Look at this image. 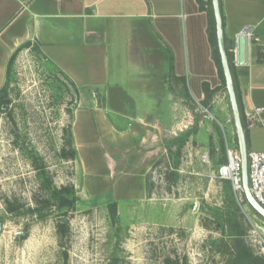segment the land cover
<instances>
[{
    "label": "rangeland",
    "instance_id": "obj_1",
    "mask_svg": "<svg viewBox=\"0 0 264 264\" xmlns=\"http://www.w3.org/2000/svg\"><path fill=\"white\" fill-rule=\"evenodd\" d=\"M4 88L0 264H264V218L215 176L225 137L237 144L225 90L206 107L213 117L183 91L171 90L175 128L145 176L146 196L117 202L112 216L110 195L84 196L77 158L70 156L73 112L93 95L101 103V92L76 87L35 42L16 52ZM256 129L247 148L264 150V134ZM180 135L186 141L176 154L172 140ZM204 152L208 162L201 161ZM64 186L77 200L60 206L53 193ZM7 203L17 208L9 211Z\"/></svg>",
    "mask_w": 264,
    "mask_h": 264
},
{
    "label": "crops",
    "instance_id": "obj_2",
    "mask_svg": "<svg viewBox=\"0 0 264 264\" xmlns=\"http://www.w3.org/2000/svg\"><path fill=\"white\" fill-rule=\"evenodd\" d=\"M219 3L229 49L236 52V37L248 27V64L234 63L243 109L264 106V0ZM27 41L76 87L101 92V103L93 95L72 115L86 198L144 199L145 176L166 151V132L175 128L171 90L200 104L204 82L222 84L208 13L197 0H0V89L10 56ZM252 128L264 134V112L246 127L249 143Z\"/></svg>",
    "mask_w": 264,
    "mask_h": 264
},
{
    "label": "water",
    "instance_id": "obj_3",
    "mask_svg": "<svg viewBox=\"0 0 264 264\" xmlns=\"http://www.w3.org/2000/svg\"><path fill=\"white\" fill-rule=\"evenodd\" d=\"M212 10L215 21V34L217 40L218 53L220 56L221 66L224 75L225 89L228 95L232 117L235 127V134L237 138V145L241 158V179L244 189V196L247 203L251 208L264 218V207L260 205L255 198L252 196L248 186V175H247V141L245 129L242 123L241 113L237 101V96L234 88V82L232 73L229 66L228 54L226 49L222 14L220 10L219 0H211ZM236 52H235V63L238 65H247L249 57V36L248 27H245L236 37L235 40ZM23 232H18V235H22Z\"/></svg>",
    "mask_w": 264,
    "mask_h": 264
},
{
    "label": "built area",
    "instance_id": "obj_4",
    "mask_svg": "<svg viewBox=\"0 0 264 264\" xmlns=\"http://www.w3.org/2000/svg\"><path fill=\"white\" fill-rule=\"evenodd\" d=\"M229 51L235 52L230 48ZM235 63V57H234ZM204 111L213 115L202 106ZM264 112V106H254L252 109H243V118L246 127H252L260 119ZM221 124V123H220ZM222 126V125H221ZM223 128V127H222ZM225 137V133H224ZM225 162L218 165L215 176L221 180H228L231 187L240 200L244 199V189L241 179V158L238 145L233 140V145H229L225 137ZM202 162L209 161V154L204 152L200 155ZM247 175L248 186L255 200L264 207V150L247 149ZM264 250V239L261 242Z\"/></svg>",
    "mask_w": 264,
    "mask_h": 264
},
{
    "label": "trees",
    "instance_id": "obj_5",
    "mask_svg": "<svg viewBox=\"0 0 264 264\" xmlns=\"http://www.w3.org/2000/svg\"><path fill=\"white\" fill-rule=\"evenodd\" d=\"M200 9L207 11L208 13V37H209V42L212 48V57L213 60L216 64L217 67V71H218V75L222 81V84L219 87H215V88H210L209 84L204 82L203 83V91L205 93V98L200 102V104L204 107L208 106L209 100L214 96L215 93H217L220 90H225V81H224V75H223V70H222V66H221V61H220V56L218 53V47H217V40H216V34H215V21H214V15H213V10L212 7H210L209 9H207L205 7V3L203 0H197ZM226 49H227V54H228V61H229V66H230V70L232 73V77H233V82H234V88H235V92H236V96H237V101H238V105H239V109H240V113H241V118H242V123L245 129V123H244V118H243V104H242V100H241V96H240V92H239V88H238V83H237V77H236V73H235V64H234V55L232 51H229V47L230 43L226 42ZM30 44V41H27L25 43H23L21 46H19L15 52H13V54L10 56L9 60H8V65H7V71H6V77L9 75L10 72V67L12 65V62L14 60V57L16 55V52L24 46H28ZM38 49V47H37ZM39 51V49H38ZM7 100L5 99V88H1L0 89V107L3 108V106L5 104H7ZM245 134H246V138H247V130L245 129ZM186 141V137L184 135H180L176 138H174L172 140V142L176 143V154H179L181 151L182 146L184 145ZM167 150L171 153V148L168 145L167 146ZM65 155V154H64ZM67 156V155H66ZM71 157H75L76 156V150L72 149L71 153H70ZM226 157L224 159L223 162H225ZM222 162V163H223ZM174 171L172 172L175 176L177 175V170H176V166H174ZM64 193L67 194H72V197L70 199H68V197H66V195H62ZM55 196H57V198H59L60 200V206H63L64 204H73L74 201L77 200L76 195L74 194V192H72L71 188L69 187H61L58 190H55L54 193ZM116 206H117V202L116 201H111L110 203H108V208L110 210V213L112 214V216H114L116 214ZM7 208L9 211H13L15 210L17 207H15L14 205H12L11 203H7ZM59 228L60 227H64L65 223L64 222H59L58 223ZM167 262L170 264V260H167Z\"/></svg>",
    "mask_w": 264,
    "mask_h": 264
}]
</instances>
